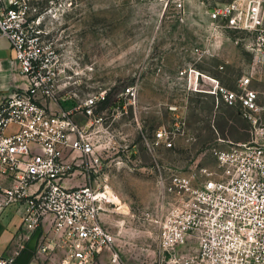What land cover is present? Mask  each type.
Instances as JSON below:
<instances>
[{
  "label": "built area",
  "instance_id": "1",
  "mask_svg": "<svg viewBox=\"0 0 264 264\" xmlns=\"http://www.w3.org/2000/svg\"><path fill=\"white\" fill-rule=\"evenodd\" d=\"M55 5L0 0V39L8 40L24 81L0 95V176L12 184L0 185V205H25L22 228L41 229L36 257L48 253L54 264H120L105 219L118 213V205L104 187L76 183L79 174L98 173L113 144L110 124L98 113L106 95L59 94L54 52L41 41L45 15ZM205 13L221 28L251 37L250 64L237 90L218 87L225 104L248 122L250 139L218 150L214 175L199 183L166 167L156 173V249L142 264H264V91L252 87H264V0H225ZM65 102L72 106L63 108ZM159 145L172 146L164 129L146 142L150 153ZM17 235L16 247L0 255V264L15 263L24 239Z\"/></svg>",
  "mask_w": 264,
  "mask_h": 264
},
{
  "label": "rangeland",
  "instance_id": "2",
  "mask_svg": "<svg viewBox=\"0 0 264 264\" xmlns=\"http://www.w3.org/2000/svg\"><path fill=\"white\" fill-rule=\"evenodd\" d=\"M223 1L55 0L45 15L41 41L54 52L59 94L106 95L98 113L110 124L113 144L98 173L79 174L76 183L104 187L118 205L105 219L120 264L153 257L159 170L192 174L199 183L214 175L218 150L250 139L239 109L218 93L219 86L237 90L251 60V37L205 13ZM157 129L170 134L172 146L150 153L146 142Z\"/></svg>",
  "mask_w": 264,
  "mask_h": 264
},
{
  "label": "crops",
  "instance_id": "3",
  "mask_svg": "<svg viewBox=\"0 0 264 264\" xmlns=\"http://www.w3.org/2000/svg\"><path fill=\"white\" fill-rule=\"evenodd\" d=\"M24 85V81L18 74L17 65L14 61V52L5 38L0 39V95H7L17 87ZM0 185L4 188L11 186V181L0 176ZM25 205L10 203L0 205V255L8 254L15 245L16 235H23V247L16 257L14 264H54L46 260L47 254L35 256V249L41 241V229L32 232L22 228V215ZM16 237V238H15ZM21 242V240H20Z\"/></svg>",
  "mask_w": 264,
  "mask_h": 264
}]
</instances>
